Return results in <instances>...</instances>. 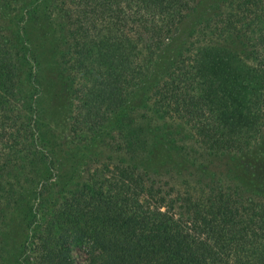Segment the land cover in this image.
I'll use <instances>...</instances> for the list:
<instances>
[{
  "label": "trees",
  "instance_id": "16d2710c",
  "mask_svg": "<svg viewBox=\"0 0 264 264\" xmlns=\"http://www.w3.org/2000/svg\"><path fill=\"white\" fill-rule=\"evenodd\" d=\"M2 263L264 264V0H0Z\"/></svg>",
  "mask_w": 264,
  "mask_h": 264
},
{
  "label": "rangeland",
  "instance_id": "374dc122",
  "mask_svg": "<svg viewBox=\"0 0 264 264\" xmlns=\"http://www.w3.org/2000/svg\"><path fill=\"white\" fill-rule=\"evenodd\" d=\"M32 35L39 41L38 45L43 49L49 48V37L47 29L33 31ZM48 47V48H47ZM176 45L172 44L164 49L157 57L154 66L151 69V73L145 80L143 88L139 91L137 88L130 97L131 104H137L139 99L144 98V94L147 92V88L153 84V82L161 75L164 68L171 59ZM54 58L50 53V50L44 52L43 59L39 66V80L38 84L34 88V94L36 95V101L42 108L46 120L51 124L54 129V135L62 136L65 138V123H66V107L69 101L68 90L65 87V82L61 76L58 68L53 66ZM107 131V129H105ZM12 232L17 239L24 235V230H17L12 227ZM76 252V251H75ZM79 261V253L74 254ZM5 264V263H2Z\"/></svg>",
  "mask_w": 264,
  "mask_h": 264
}]
</instances>
